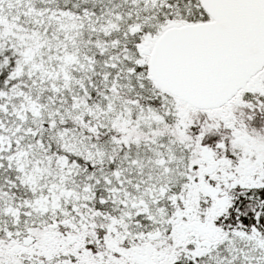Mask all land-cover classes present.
Returning a JSON list of instances; mask_svg holds the SVG:
<instances>
[{
  "label": "snow or ice",
  "instance_id": "obj_1",
  "mask_svg": "<svg viewBox=\"0 0 264 264\" xmlns=\"http://www.w3.org/2000/svg\"><path fill=\"white\" fill-rule=\"evenodd\" d=\"M0 264H264V0H0Z\"/></svg>",
  "mask_w": 264,
  "mask_h": 264
}]
</instances>
